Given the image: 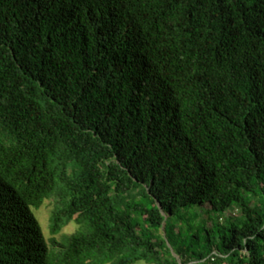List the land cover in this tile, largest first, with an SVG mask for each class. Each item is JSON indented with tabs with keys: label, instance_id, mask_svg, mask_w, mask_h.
<instances>
[{
	"label": "trees",
	"instance_id": "1",
	"mask_svg": "<svg viewBox=\"0 0 264 264\" xmlns=\"http://www.w3.org/2000/svg\"><path fill=\"white\" fill-rule=\"evenodd\" d=\"M137 261L264 264V0H0V264Z\"/></svg>",
	"mask_w": 264,
	"mask_h": 264
},
{
	"label": "rangeland",
	"instance_id": "2",
	"mask_svg": "<svg viewBox=\"0 0 264 264\" xmlns=\"http://www.w3.org/2000/svg\"><path fill=\"white\" fill-rule=\"evenodd\" d=\"M53 209V200L52 199H46L43 204L38 209H33V212L35 214V217L37 218L40 227L42 229L43 235L47 241V244L50 245V231H49V217L51 214V211ZM183 219L179 218V215H175L172 217L171 222L175 223L176 226H180L182 224L187 225L188 221L194 224L195 226L202 224L207 218L211 221L216 220V216L214 214H204L198 211H193V209L189 208L183 211ZM189 219V220H188ZM207 225H210L208 222ZM77 229V224L74 222L69 223L67 226H65L62 231L56 235V239L59 240L62 235L65 234H71ZM217 253V252H216ZM179 259V258H178ZM180 260V259H179ZM200 262V261H198ZM134 264H148L145 261H137Z\"/></svg>",
	"mask_w": 264,
	"mask_h": 264
}]
</instances>
